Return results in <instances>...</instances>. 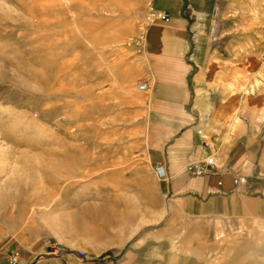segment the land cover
<instances>
[{
	"label": "rangeland",
	"instance_id": "rangeland-1",
	"mask_svg": "<svg viewBox=\"0 0 264 264\" xmlns=\"http://www.w3.org/2000/svg\"><path fill=\"white\" fill-rule=\"evenodd\" d=\"M149 11L150 0H0V249L88 264H264L263 221L213 237L186 215L185 232L158 191L150 91L138 88Z\"/></svg>",
	"mask_w": 264,
	"mask_h": 264
},
{
	"label": "crops",
	"instance_id": "crops-1",
	"mask_svg": "<svg viewBox=\"0 0 264 264\" xmlns=\"http://www.w3.org/2000/svg\"><path fill=\"white\" fill-rule=\"evenodd\" d=\"M151 5L169 16L149 23L145 32L147 155L155 173L158 165L165 171L164 177L156 173L158 191L182 218L185 232L186 215L213 237L254 219L264 222V67L259 59L264 35L255 40L256 26L264 27L255 18L264 14V0H151ZM209 155L218 163L212 173L195 176L184 169ZM236 176L247 182L236 185ZM14 251L1 248L0 264H11ZM17 264L88 263L37 261L23 253Z\"/></svg>",
	"mask_w": 264,
	"mask_h": 264
},
{
	"label": "built area",
	"instance_id": "built-area-1",
	"mask_svg": "<svg viewBox=\"0 0 264 264\" xmlns=\"http://www.w3.org/2000/svg\"><path fill=\"white\" fill-rule=\"evenodd\" d=\"M168 20L169 16L165 11H160V10H156L152 7L151 5V0H150V11H149V22L152 23L155 20ZM139 90H147L148 89V84L146 81H142L139 84ZM218 166L217 160L213 155H209L203 159L200 160H195L192 161L190 163H188L184 169L190 173L191 175H195V176H200V175H207L213 172V170ZM156 173L158 174V176L160 177H164L165 176V171L163 168V165H158L156 166ZM247 182L246 177L244 176H236L234 177V183L236 185L239 184H245ZM221 183V181L219 182ZM53 252H56V250L54 249ZM19 257H20V253L19 251H14L13 254L10 256V263L11 264H17L19 261Z\"/></svg>",
	"mask_w": 264,
	"mask_h": 264
},
{
	"label": "bare ground",
	"instance_id": "bare-ground-1",
	"mask_svg": "<svg viewBox=\"0 0 264 264\" xmlns=\"http://www.w3.org/2000/svg\"><path fill=\"white\" fill-rule=\"evenodd\" d=\"M256 82L258 83V79H256Z\"/></svg>",
	"mask_w": 264,
	"mask_h": 264
}]
</instances>
